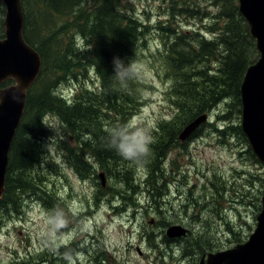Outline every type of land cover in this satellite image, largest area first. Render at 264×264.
<instances>
[{"label":"rangeland","instance_id":"1","mask_svg":"<svg viewBox=\"0 0 264 264\" xmlns=\"http://www.w3.org/2000/svg\"><path fill=\"white\" fill-rule=\"evenodd\" d=\"M168 1L122 0L121 5L125 13L146 26L133 59L142 69L140 77L132 80L142 97L141 105L132 109L125 123L150 126L153 143L162 133L161 126L178 113L175 80L164 56L156 52L162 39L170 40L164 28L200 38L210 32L208 25L216 13L208 0H178L179 13L172 15ZM194 4L200 9H190ZM28 11L29 15L36 13L31 2ZM5 13L0 2L2 37ZM38 18L28 23V30L40 29L46 17ZM56 25L61 29V22ZM74 37L78 46L85 47L79 34ZM209 65L216 69L219 61ZM44 77L53 79L54 93L65 96L66 102H73L80 89L97 91L100 85L93 66L87 77L79 80L68 75L56 81L51 71ZM231 101L227 98L214 106L208 120L187 140L180 141L178 134L176 140H167L155 170L149 165V156L145 164L123 158L117 163L103 161L83 148L81 139H88L87 128L73 130L59 114L46 113L44 132L37 138L39 160L21 178L24 186L31 181L32 187L13 190L16 202L0 206V264H68V252L73 253L69 259L74 264H98L97 256H109L111 264H199L204 250H223L246 241L256 228L262 207L264 164L253 159L233 130L228 137L219 132L229 121L231 125L241 123V109L239 116L236 111L231 115ZM97 120L110 128L106 117ZM111 167L114 171L127 167L134 175L133 182L129 184L122 174L112 176L108 172ZM12 168L9 177L13 184L18 183L19 171ZM101 172L105 173L104 185ZM53 205L69 212L70 229L77 231L75 238L47 234L45 214ZM174 224L182 225L188 233L167 236L166 230Z\"/></svg>","mask_w":264,"mask_h":264},{"label":"trees","instance_id":"2","mask_svg":"<svg viewBox=\"0 0 264 264\" xmlns=\"http://www.w3.org/2000/svg\"><path fill=\"white\" fill-rule=\"evenodd\" d=\"M176 1H168L172 15L179 13ZM30 2L34 5V12L38 9L34 15H29ZM208 2L216 8L208 25L210 32L196 38L189 37L187 32L164 28L165 32H169L166 38L169 36L170 40L167 42L162 39V46L156 50L164 56L175 80L178 113L172 121L161 126L162 133L158 141L151 145L149 165L152 170L157 169L165 154L166 141L176 140L184 125L202 113L209 114L222 100L230 98L231 115L235 111L240 115L241 83L248 66L259 57L256 40L251 37L249 24L239 10V0ZM21 3L24 11V37L40 54L42 67L38 78L28 90L24 114L10 146L6 189L0 206L16 202L13 190L32 187L31 181H27L28 186H24L21 178L26 174L25 170L30 171L33 162L39 160L37 138L44 132L43 118L46 113L59 114L73 130L80 131L82 128L83 132V128H87L85 135L88 139H81L83 148L107 163H117L122 157L107 147L105 137L109 128L106 129L97 118L106 117L110 127L125 123L132 109L141 105L142 98L137 94V84L133 81L127 87H121L113 78V58L120 57L125 63L134 59L146 29L135 16L121 9L122 0H21ZM198 7V4H194L190 9H200ZM37 16L43 19L46 17L40 29L30 27L28 30V23L38 20ZM58 22H61V29L56 25ZM75 34L84 40L85 47L77 45ZM213 60L219 61L216 69L209 65ZM198 64L203 67L197 68ZM91 66L99 78V89H80L73 102H66L65 96L54 93L50 85L53 79L44 77L51 71L57 76L56 81L68 75L79 80L80 76L87 77ZM11 83L13 80H7L0 84V88ZM231 130L244 140L247 151L258 162L239 124L231 125L229 121L228 125L219 128L222 136L226 137ZM12 166L19 171L16 174L20 178L14 184L9 177ZM108 172L112 176L122 174L121 178L129 180V184L134 180L132 171L127 167L115 171L111 167ZM107 190L112 188L107 187ZM110 261L112 259L109 256L101 259L96 257L98 264H111Z\"/></svg>","mask_w":264,"mask_h":264},{"label":"water","instance_id":"3","mask_svg":"<svg viewBox=\"0 0 264 264\" xmlns=\"http://www.w3.org/2000/svg\"><path fill=\"white\" fill-rule=\"evenodd\" d=\"M5 5V34L0 38V84L13 80L3 88L0 104V200L6 189V172L9 150L26 107L28 90L36 81L41 69L38 51L24 38V12L21 0H0ZM239 10L249 24V32L256 40L258 59L250 64L243 77L241 93V129L248 139L252 152L264 164V0H239ZM21 82V102L11 99ZM208 113H202L188 122L179 132V139L187 140L204 122ZM105 184V174H99ZM188 230L182 225H171L167 236L183 237ZM199 264H264V195L257 216V225L249 238L223 250L210 251L203 255Z\"/></svg>","mask_w":264,"mask_h":264},{"label":"clouds","instance_id":"4","mask_svg":"<svg viewBox=\"0 0 264 264\" xmlns=\"http://www.w3.org/2000/svg\"><path fill=\"white\" fill-rule=\"evenodd\" d=\"M113 71V78L119 82L121 87H127L130 81L140 77L142 69L133 59L125 63L120 57H114ZM23 90L21 82L17 80V88L12 92L11 99L16 103H20ZM3 102L4 96L0 95V104H3ZM52 129L56 132L54 128ZM105 143L108 148L116 151L124 160L145 164L147 163V157L151 153V145L153 143L152 129L142 122L117 123L107 130ZM45 222L48 228V235L56 236L60 239L66 236L75 238L77 235L75 229H70L69 212L64 207L57 205L48 210L45 214ZM53 251H55V248H53ZM72 256V252L65 253V259L68 264H74V260L69 259Z\"/></svg>","mask_w":264,"mask_h":264},{"label":"bare ground","instance_id":"5","mask_svg":"<svg viewBox=\"0 0 264 264\" xmlns=\"http://www.w3.org/2000/svg\"><path fill=\"white\" fill-rule=\"evenodd\" d=\"M70 246H71V245H70ZM203 255H205V254H203ZM203 255H202V256H203Z\"/></svg>","mask_w":264,"mask_h":264}]
</instances>
